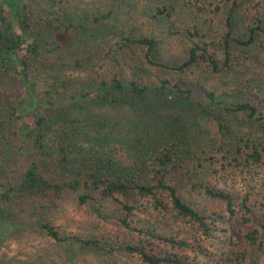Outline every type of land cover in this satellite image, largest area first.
I'll return each mask as SVG.
<instances>
[{"label": "rangeland", "instance_id": "obj_1", "mask_svg": "<svg viewBox=\"0 0 264 264\" xmlns=\"http://www.w3.org/2000/svg\"><path fill=\"white\" fill-rule=\"evenodd\" d=\"M164 7L168 11L162 13ZM32 9L38 31L43 33L46 16L59 19L61 24L73 23L84 27L78 35L62 38L72 45L71 54L83 57L88 48L112 49L115 60L104 59L98 65L100 71L138 80L140 84L149 82L152 86L142 96L128 89L116 91L115 103L83 100L70 101L69 105L58 107L40 130L44 136L40 152L45 157L61 154L59 141L67 147V153L77 156L74 159L77 162L73 164L77 169L94 165L101 156L106 162L113 159L120 167L130 169L137 158L154 148L157 138L165 140L178 134L185 140L190 156L199 152L213 158L215 165L198 182L242 193L248 191L255 205L254 211H257L256 217L264 216V208H261L264 202V167L256 173L245 163L249 153L245 141L264 136V127L244 114L223 112L207 102L200 106L177 90H161L156 86L168 79L185 88L191 87L199 95H204L205 90L216 91L230 104L254 102L258 105L260 99H264V43L261 38L251 48L234 44L236 70L218 74L212 70L210 57L218 60L223 56L226 10L219 14L198 13L179 0H33ZM171 11V16H168ZM195 27L200 34L193 38L187 31L193 32ZM235 27L238 38H248L243 12L236 18ZM44 35V45L57 44L52 32ZM145 37L159 41L154 62L165 66L149 63L145 59L146 48L141 44L133 42L131 50H119L125 39L136 41ZM199 46L206 48L207 52L199 50L198 61L191 68L186 71L168 68L186 62L190 50ZM40 68L48 80L73 79L70 91L63 89L64 97L80 96L85 92V72L57 70L47 65ZM33 149L38 150V146ZM8 153L7 148L0 152V175L8 169ZM188 197L209 210L220 206L198 192H190ZM37 204V211L32 209L33 201H21L12 206L20 213L21 219L0 243V264H145L125 252L110 254L95 248L82 249L75 244L57 243L45 232L27 228L24 224L25 219H35L51 223L63 236L99 238L113 243L134 241L136 234L122 227L119 210L112 204L92 202L90 207L80 206L75 195L64 196L54 203L45 199ZM259 208L261 215L258 214ZM238 221L235 228L241 231L236 229L240 234L249 231L250 227L253 229L240 217ZM229 226L226 222L212 240H200L199 245L204 244L209 253L215 255L198 257L202 262L219 259L228 251ZM233 240L237 241L236 238ZM245 245L244 249L250 250L252 255L247 264H264V229L261 247L253 249ZM192 256L196 257L195 253Z\"/></svg>", "mask_w": 264, "mask_h": 264}, {"label": "trees", "instance_id": "obj_2", "mask_svg": "<svg viewBox=\"0 0 264 264\" xmlns=\"http://www.w3.org/2000/svg\"><path fill=\"white\" fill-rule=\"evenodd\" d=\"M32 1L0 0V152L4 148L9 151L6 158L8 169L0 175V243L21 219L20 213L12 207L14 204L33 201L35 205L32 209L37 211V203L45 199L54 203L64 196L75 195L80 206L90 207L92 202H98L117 207L120 224L136 234L135 240L113 243L99 238L82 239L61 235L49 222L25 219L24 224L27 228L45 232L57 243L75 244L82 249L95 248L110 254L125 252L138 257L145 264L249 263L252 255L250 250L244 249L245 243L253 249L261 247L264 216L256 217L257 211H254L255 205L248 191L242 193L221 188L220 185L198 182L215 165L213 158L199 152L190 156L185 140L178 134L165 140L157 138L154 148L137 158L130 169L120 167L113 159L106 162L103 156H99L100 160L94 165L77 169L73 167L77 156L67 153V147L59 141V156L45 157L40 152L44 139L40 130L49 121L51 112L58 107L67 106L70 101L83 100L115 103L116 91L128 89L142 96L152 86L149 82L140 84L138 80L106 75L100 71L98 65L104 59L115 60L112 49L88 48L83 57L71 54L72 45L62 38L78 35L84 29L82 25L61 24L59 19L46 16L45 33L52 32L57 44L44 45L45 33L38 31ZM179 1L198 13L219 14L226 10L223 56L218 60L210 57L212 70L218 74L236 70L234 44L251 48L260 38L264 43V0ZM167 11L168 8L164 7L161 12ZM242 12L247 39L235 35V20ZM169 33L173 34V31L169 29ZM187 33L193 38L200 34L198 27ZM133 42L146 48L145 59L149 63L165 66L154 62L158 40L145 37L133 41L127 38L119 50H131ZM199 50L207 52L206 48L194 47L186 62L168 68L186 71L197 63ZM41 65L57 70L85 72V92L80 96L64 97V90L70 91L73 79L48 80L41 74ZM156 86L161 90H177L200 106L207 102L223 112L244 114L264 127V99H260L258 105L254 102L230 104L216 91L205 90L204 95H199L191 87L185 88L168 79ZM37 146L38 150L33 149ZM245 148L249 151L246 166L257 173L264 167V136L245 141ZM234 161L237 159L234 158ZM190 192L201 193L220 206L209 210L197 205L189 199ZM261 208H264V202ZM258 212L261 215L260 208ZM239 217L253 229L250 227L252 230L240 234L241 231L235 228ZM226 222L230 225V248L219 259L202 262L198 257L215 255L209 253V248L204 244L199 245L200 240H212ZM193 253L197 258L192 256Z\"/></svg>", "mask_w": 264, "mask_h": 264}]
</instances>
